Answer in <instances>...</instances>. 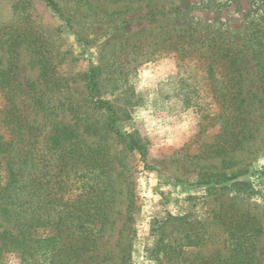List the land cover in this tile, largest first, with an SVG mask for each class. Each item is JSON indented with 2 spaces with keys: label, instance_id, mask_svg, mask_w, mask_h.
<instances>
[{
  "label": "rangeland",
  "instance_id": "rangeland-1",
  "mask_svg": "<svg viewBox=\"0 0 264 264\" xmlns=\"http://www.w3.org/2000/svg\"><path fill=\"white\" fill-rule=\"evenodd\" d=\"M55 1L64 16L74 17L73 29L41 0H0V29L22 24L25 13L21 12V20L14 17V5L27 7L26 15L31 14L33 24L38 25L49 43L50 62L58 78L55 87L40 78L37 59L25 45L12 51L13 91L20 132L26 133L27 140L26 125L40 127V154L44 153L43 160L51 158V161L43 163L46 166L41 174L44 183L38 198L42 225L37 230L36 243H32L35 249L19 253L14 249L20 242L15 239L14 243L2 247L0 237V252L3 251L0 264H231L226 257L231 254L238 232H242L239 235L249 232L252 264H264V93L257 77L260 74L264 78V0H173L174 12L169 16L173 25L197 26L204 36L216 37L220 47L230 50V58H237L241 67L248 94L244 103L248 112L244 123L246 137L239 147L222 154L217 151L229 145L231 139L226 134H230L231 126L216 120L217 115L225 117L228 112L220 110L216 95L238 88L239 75L237 81L231 80V70L215 64L211 76L208 61L203 57L178 61L163 55L140 63L139 51L127 56L114 45L116 40H123L125 33L134 34V40L139 39L141 25L150 28L146 22H134L129 30L111 35L110 27L120 22L110 21L115 16L106 24L89 26L84 24L87 19L81 18L87 6H76L73 0ZM89 3L110 5L111 11L121 9L105 0ZM83 24L84 35L97 37L93 45L84 44L74 34L73 30H80ZM156 26L152 24L151 29ZM10 55L0 53V73L7 69ZM92 66L104 70L103 98L116 110V126L123 133L139 138L146 145L147 156L143 161L139 152L126 150L113 133L86 138L91 149L87 154L89 161L103 160L106 174L103 179L109 185L106 198L110 203L109 216L102 233L96 235L95 245L83 241L82 234L87 236L90 230L94 234L99 225H79L84 229L75 236L80 237L81 243L73 246L81 253L66 262L61 250L71 224L62 220L57 226L48 216L52 199L67 202L66 212L71 217L67 216L65 221L77 223L71 205L78 197L81 202L88 199L89 188L96 181H91L93 175L87 172L76 177L79 173L68 153L62 149L48 150L47 144L54 133L53 121L74 125L78 114L80 120L85 118L86 110L95 118L92 110L95 99L85 80ZM31 84L49 95L56 115L38 113L30 93ZM10 117L7 100L0 96L3 174L7 173L10 151L6 144L14 136L9 127ZM241 170L248 172L244 179L256 190L253 196H238L229 191L211 193L206 186H197L201 177ZM217 216L223 217V222ZM237 221L241 223L240 228ZM254 231L256 238H253ZM2 232L0 226V236ZM73 246L67 248L73 250ZM157 247L159 251L155 252Z\"/></svg>",
  "mask_w": 264,
  "mask_h": 264
},
{
  "label": "trees",
  "instance_id": "trees-1",
  "mask_svg": "<svg viewBox=\"0 0 264 264\" xmlns=\"http://www.w3.org/2000/svg\"><path fill=\"white\" fill-rule=\"evenodd\" d=\"M46 7L53 10L60 16L63 21H66L70 29L74 28V21L70 17L64 16L59 9V6L55 0H41ZM76 6L86 7V13L81 17L85 20V25L93 24H106L108 19L116 17L110 21H120L118 25L110 27L112 30L111 35H115L122 30H129L130 26L134 22H146L150 28H145L141 25L138 32L139 39L134 40V34L125 33L123 40H116V45L119 46L121 53L129 55L137 54L139 51L140 63H147L152 61L155 57H161L163 55L175 57L178 61L196 58H205L208 61V72L210 75L215 71V64H222L226 70H231L229 73L233 74L231 80L237 81L236 77H240L241 80L237 81L238 88L226 92H217V101L220 104V110L227 112L224 117L223 114L216 116V120H222L221 123H225L226 126H231L230 134H226L231 141H228L227 148L218 150V154L225 153L228 150H234L239 147L241 141L246 137L245 128L247 109L244 108V103L248 94L244 89V81L241 77V67L237 58H230V50L221 48V44L217 42V38L209 35L204 36L200 33L197 26H182L178 27L173 25L172 19L169 17L173 14V0H105L110 4L118 5L119 10H108L110 5H98L96 3L90 4V0H73ZM30 6V2H29ZM26 6L20 7L14 5V17L21 20L20 14L25 13V17L22 19V24H10L0 29V53L7 52L10 55L8 60V67L6 70L1 71V83L0 96L2 99L7 100L9 112L11 117L9 119V127L11 133L14 135L11 141H8L7 147L10 149L6 164L8 165L7 173L3 174L2 159H0V226L3 229L1 239L3 241L2 247L8 246V244L14 243L16 239L20 242L19 249L15 251L26 254L27 251L35 249L32 243H36L35 236L38 234L37 230L42 225L41 222V201L38 199L41 195V187L44 183L42 181L43 165L48 160H43L44 153L40 154L39 145L42 144L38 138L40 135V127L26 125L28 128L26 140L24 135L26 133L20 132V119L17 116V104L15 100L14 80L15 74L12 72L13 65V53L17 51L22 45L35 56L37 64L40 66V78H42L48 84L56 86L58 78L56 77L55 68L50 62V49L49 43L45 40L42 32L39 31L38 25L33 24V20L30 19L31 14L26 15ZM169 9V10H167ZM20 10V12H19ZM166 10L164 13L162 11ZM143 12L144 14H142ZM83 13V12H81ZM160 16L164 19L160 20ZM137 20V21H136ZM79 21V20H78ZM117 21V22H118ZM156 23V27H152V24ZM80 30H73L74 34L78 36V40L82 41L86 45H93L95 38H90L84 35L83 30L85 25ZM167 24V27L164 26ZM76 29V28H75ZM212 35V33L210 34ZM86 36V37H85ZM210 38V39H209ZM147 47L144 48V44ZM119 52V51H118ZM116 52V53H118ZM234 53V52H233ZM236 55V54H234ZM138 59V58H136ZM220 60V61H218ZM104 70L100 66H92L89 72L85 76V80L89 89L90 95L95 99L93 103V111L95 118L90 116L87 110L83 113L86 115L84 119H81V115L78 114V122L74 125H68L64 122H52L54 133L50 137V143L47 144L48 150L57 152L59 149L68 153L70 160H72V166L77 167L76 177L85 176V173L91 174V181H96L90 186L88 192V199L81 202L80 197L75 201L71 207L72 215L74 219H78L77 223L74 221H68L65 218L71 217V213L66 212L67 202H57L52 199V208L48 212V216L58 226L62 223H70L71 228L67 226V235L64 239L63 249L61 250L63 260H67L74 257H79L81 250L73 246L74 243H81V239L77 235L79 231L84 229V226L79 227L81 223H90L95 227L97 223L98 229L93 234L92 230L88 232L87 236L82 234L83 241H90L92 245L96 243V235L102 233L107 224L109 216V185L108 180H104L103 176H106L104 171L103 160L93 159L89 161L87 154L91 152V149L86 142V138L89 136H99L103 133H113L115 137H118L122 141L124 148L128 151L139 152L143 161L146 160L147 148L146 145L141 143L139 138H135L133 135H127L123 133L117 126L118 115L112 104L103 98V84L106 81L104 77ZM212 76V75H211ZM214 76V75H213ZM229 75L225 76L228 77ZM262 84L264 93V78L260 74L257 76ZM31 94L38 113L44 116L56 115V108L52 105L51 99L46 93L39 91L35 84H31ZM9 88V90H6ZM215 96V97H216ZM7 109V106H6ZM230 112V113H229ZM229 113V114H228ZM98 114V115H97ZM98 118H97V117ZM5 119V118H4ZM3 122V120H1ZM83 122V123H82ZM25 128V127H24ZM225 129V127H224ZM227 129V127H226ZM19 130V132H17ZM41 136V135H40ZM27 143V147L26 144ZM3 148L0 141V150ZM1 154V152H0ZM62 163H65L62 161ZM63 166V165H62ZM51 171V169H49ZM63 170V169H62ZM89 171V172H88ZM27 172H29L27 174ZM246 170H241L233 174H218L210 177H201L198 179L197 186H206L207 191L214 193H226L232 192L238 196H253L256 190L253 188L249 180L244 179L247 175ZM54 197L56 194L53 195ZM60 207V210L56 208ZM222 211V210H221ZM54 212L57 215L54 217ZM214 212L217 213L216 210ZM220 222H223V217L217 216ZM237 227H241L240 221H237ZM74 228V230H73ZM228 229V228H226ZM63 231V230H62ZM227 233V230H226ZM94 236H93V235ZM238 232L236 240L232 244V250L229 257L231 264H252V243H250L249 232ZM257 234L253 232V238H256ZM77 240H76V238ZM251 238V239H253ZM75 239V240H74ZM82 241V242H83ZM199 244V243H198ZM74 247L73 250L67 247ZM159 251L158 247L154 250ZM60 252V253H61ZM3 253L1 250L0 255ZM213 254V253H212ZM55 252L52 254L55 257ZM200 254H198L199 256Z\"/></svg>",
  "mask_w": 264,
  "mask_h": 264
}]
</instances>
